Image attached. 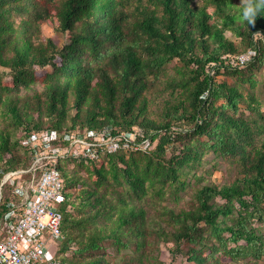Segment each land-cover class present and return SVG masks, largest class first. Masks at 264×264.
Here are the masks:
<instances>
[{
	"label": "trees",
	"instance_id": "1",
	"mask_svg": "<svg viewBox=\"0 0 264 264\" xmlns=\"http://www.w3.org/2000/svg\"><path fill=\"white\" fill-rule=\"evenodd\" d=\"M244 7L233 0H0V67L9 70L0 75V117L15 132L0 130V181L26 167L23 132L110 126L115 134L138 129V141H149L146 151L63 166L61 253L75 246L63 262L110 264L99 254L107 240L133 254L127 263L150 264L154 239L173 243L187 264L264 261V103L254 94L264 66V7L254 24ZM43 22L65 35L62 47L41 39ZM248 49L256 56L233 67L230 59ZM175 60L180 67L167 76ZM160 78L172 101L156 123L146 113ZM36 84L41 90L31 89ZM208 153L235 165L236 178L218 187L196 177L188 210L159 204L180 199ZM3 211L0 205V217Z\"/></svg>",
	"mask_w": 264,
	"mask_h": 264
},
{
	"label": "built area",
	"instance_id": "2",
	"mask_svg": "<svg viewBox=\"0 0 264 264\" xmlns=\"http://www.w3.org/2000/svg\"><path fill=\"white\" fill-rule=\"evenodd\" d=\"M255 56L256 51L248 49L230 64L242 68ZM141 136L138 129L115 134L110 126L23 132L19 146L26 167L3 174L0 181V264H66L62 259L75 246L61 253L63 166L73 169L76 162L87 165L120 151L126 156L146 151L149 141H138Z\"/></svg>",
	"mask_w": 264,
	"mask_h": 264
},
{
	"label": "rangeland",
	"instance_id": "3",
	"mask_svg": "<svg viewBox=\"0 0 264 264\" xmlns=\"http://www.w3.org/2000/svg\"><path fill=\"white\" fill-rule=\"evenodd\" d=\"M233 1L237 5L245 3V0ZM240 23V21H237V24ZM224 36L225 38L229 39L237 49H241V42L239 37H235L231 33V31H226L224 33ZM47 38L52 39L55 45L59 48L66 43V37L64 34L55 31L54 25L50 22H43L41 24V39ZM179 67L180 63L175 60L171 65L168 66V68H166L165 73L167 74V76H174V68ZM45 70L47 72L51 71L49 67H47ZM6 72H9V70L0 67V75H3V73ZM255 75L257 87L254 90V94L261 103H264V92L262 90L264 84V66L259 71L255 72ZM217 80L219 82H226L228 85H232L234 81L231 77H218ZM166 83L167 79L160 78L157 83H154V87L148 95L149 110L146 113V118L150 121L159 123L162 120L161 112L163 110L164 101L166 99H170L169 97L171 94V88L167 87ZM245 86L248 87L247 85ZM41 88L42 87L40 84H36L35 86H32L31 89L41 90ZM31 93V91H28V94ZM170 100L172 101V99ZM221 102V100H218L217 102H215V105H220ZM242 108L244 109V107ZM73 114L74 111L70 113L71 116H73ZM41 121L45 126H48L50 119L47 117H42ZM0 130L11 132L12 135L15 134L12 128H10V126L8 125V121L2 117H0ZM202 163V166L195 171L194 177L193 173L187 175L190 186L184 192L179 194L180 199L176 200V202L172 200H166L163 202H159V204L163 206L167 205L170 207H174L176 210H188L191 204H193L192 199L195 195L196 188L199 186V184L197 183V178L203 179L202 185H216L218 187H221L223 185L230 184L237 176V167L235 165L228 163L223 159L214 158L212 153L206 154L202 159ZM79 176L82 177L84 175L79 172ZM148 214L153 215V208L149 209ZM155 223H157L156 218H154L151 225L154 226ZM156 240H152L151 248L153 252L152 257L150 258V264H187L184 261V257L180 253H176L174 251L173 243L162 241L157 242ZM103 244L104 252L101 251L99 252V254H101V256H104L105 260L109 261L110 264H129L125 259L126 256L133 255L129 250H121L120 252H117L116 248L111 245V242L107 240L104 241ZM143 264H147L146 260H144ZM260 264H264V261Z\"/></svg>",
	"mask_w": 264,
	"mask_h": 264
},
{
	"label": "clouds",
	"instance_id": "4",
	"mask_svg": "<svg viewBox=\"0 0 264 264\" xmlns=\"http://www.w3.org/2000/svg\"><path fill=\"white\" fill-rule=\"evenodd\" d=\"M261 7H264V0H245L243 18L249 20L251 24H254Z\"/></svg>",
	"mask_w": 264,
	"mask_h": 264
}]
</instances>
